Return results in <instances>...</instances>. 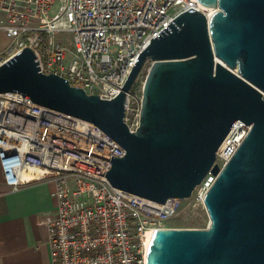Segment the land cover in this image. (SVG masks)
<instances>
[{"label": "water", "instance_id": "water-1", "mask_svg": "<svg viewBox=\"0 0 264 264\" xmlns=\"http://www.w3.org/2000/svg\"><path fill=\"white\" fill-rule=\"evenodd\" d=\"M196 1L212 13L189 9L150 39L113 99L42 74L28 47L0 65V94L108 135L125 151L105 175L113 188L163 204L216 177L204 197L208 226L155 230L146 264H264V0ZM148 61L131 132L125 95ZM238 120L250 131L220 169L216 151Z\"/></svg>", "mask_w": 264, "mask_h": 264}, {"label": "built area", "instance_id": "built-area-1", "mask_svg": "<svg viewBox=\"0 0 264 264\" xmlns=\"http://www.w3.org/2000/svg\"><path fill=\"white\" fill-rule=\"evenodd\" d=\"M189 9L212 13L196 0H0V32L8 40L0 65L28 47L42 74L60 76L88 95L113 99L150 39ZM140 74L125 95L123 121L131 132L140 123ZM250 128L236 121L214 164L222 169ZM124 154L92 123L18 93L0 94L5 185L16 192L52 183L55 213L44 221L50 264H146L152 234L169 228L182 201L188 210H205L204 197L216 179L210 172L190 198L163 204L113 188L105 175L112 156Z\"/></svg>", "mask_w": 264, "mask_h": 264}, {"label": "crops", "instance_id": "crops-1", "mask_svg": "<svg viewBox=\"0 0 264 264\" xmlns=\"http://www.w3.org/2000/svg\"><path fill=\"white\" fill-rule=\"evenodd\" d=\"M51 182L11 192L0 168V264H50L44 221L56 208Z\"/></svg>", "mask_w": 264, "mask_h": 264}, {"label": "rangeland", "instance_id": "rangeland-1", "mask_svg": "<svg viewBox=\"0 0 264 264\" xmlns=\"http://www.w3.org/2000/svg\"><path fill=\"white\" fill-rule=\"evenodd\" d=\"M1 19V15H0ZM69 37L68 35H65ZM8 43V40L0 32V51H2ZM150 67V62L145 63L141 74L140 81H144L147 70ZM187 201H182V206L179 210V214L173 220L168 223L169 228H182V229H205L208 226V216L205 210L196 208L195 210L187 209Z\"/></svg>", "mask_w": 264, "mask_h": 264}, {"label": "bare ground", "instance_id": "bare-ground-1", "mask_svg": "<svg viewBox=\"0 0 264 264\" xmlns=\"http://www.w3.org/2000/svg\"><path fill=\"white\" fill-rule=\"evenodd\" d=\"M203 10H205L208 13H211L212 12L210 9H207V8H204ZM148 235H149V233H148Z\"/></svg>", "mask_w": 264, "mask_h": 264}]
</instances>
